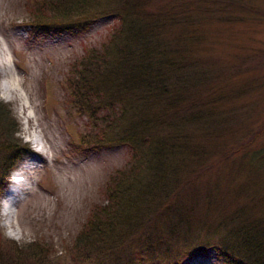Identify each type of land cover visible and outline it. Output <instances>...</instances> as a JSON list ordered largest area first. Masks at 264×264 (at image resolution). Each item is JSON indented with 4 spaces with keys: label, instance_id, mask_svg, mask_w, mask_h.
Masks as SVG:
<instances>
[{
    "label": "trees",
    "instance_id": "1",
    "mask_svg": "<svg viewBox=\"0 0 264 264\" xmlns=\"http://www.w3.org/2000/svg\"><path fill=\"white\" fill-rule=\"evenodd\" d=\"M33 1L29 23L43 34L103 18L116 24L106 42L73 65L69 88L76 112L102 128L97 140L82 137L80 144L125 147L130 161L109 177L104 202L76 236L73 264H139L150 252V264H178L188 250L170 257V246H196L191 242L203 231V248L193 254L211 249L221 264H264V196L253 190L264 177V142L256 144L264 131H250L242 118L249 104L236 102L253 83L221 85L227 72L216 67L205 34L213 19L232 23L235 14L257 10L236 0ZM17 132L10 106L0 102V198L29 151ZM223 135L239 136L220 147ZM220 168L224 182L212 172ZM5 242L0 237V264L43 258L32 245L21 250Z\"/></svg>",
    "mask_w": 264,
    "mask_h": 264
},
{
    "label": "rangeland",
    "instance_id": "2",
    "mask_svg": "<svg viewBox=\"0 0 264 264\" xmlns=\"http://www.w3.org/2000/svg\"><path fill=\"white\" fill-rule=\"evenodd\" d=\"M236 1H246L258 13L254 16L237 13L232 23L221 19L209 21L212 24L206 25L205 34L213 45L208 51L216 57V67L227 72L221 76V85L235 80L253 83V90L236 102L249 104L242 118L247 119V126L251 125L250 131H264V0ZM33 3V0H0V102L12 110L18 128L15 137L40 153L34 158L23 154L10 174L8 185L2 189L1 200L9 189L11 175L22 170L21 177L28 183V189L18 195L16 215L9 227L0 200V237L6 241L3 246L13 242L21 250H27L32 245L31 250L43 255L39 264H73L76 236L93 209L104 202L109 177L130 161L125 147L90 148L80 144L82 137L97 140L102 128L92 129L89 120L76 112L69 88L70 80L76 82L71 72L73 65L90 49L106 42L116 24L103 18L86 28H71L58 35L43 34L29 23L32 16L27 7ZM232 89L235 91L237 85ZM234 96L230 105L236 99ZM238 136L223 135L224 139H218V143L221 147L227 141L225 145L230 147ZM257 138L260 140L257 145L263 143L264 132ZM225 171L212 170L221 182L227 178ZM241 179L235 176V183L240 185ZM253 184L255 195L264 196V177L255 179ZM204 236L203 231L197 242L196 239L191 242L196 246H170V257L185 249L188 251L178 264H221L211 249L190 252L203 248L198 244L206 241ZM163 248L161 255L166 251ZM152 257L151 252L141 253L139 264H150Z\"/></svg>",
    "mask_w": 264,
    "mask_h": 264
},
{
    "label": "bare ground",
    "instance_id": "3",
    "mask_svg": "<svg viewBox=\"0 0 264 264\" xmlns=\"http://www.w3.org/2000/svg\"><path fill=\"white\" fill-rule=\"evenodd\" d=\"M33 158L35 155H30ZM25 169V168H24ZM21 172H16L13 174V181H12V187H10V190L8 191L7 198L2 203V215L6 219V226H10L12 224V219L16 215V203L17 199L15 198V194L18 193V189L16 188V184H19L21 181Z\"/></svg>",
    "mask_w": 264,
    "mask_h": 264
}]
</instances>
